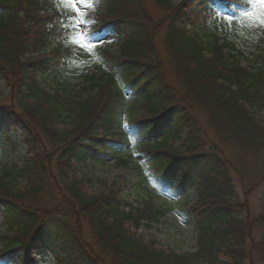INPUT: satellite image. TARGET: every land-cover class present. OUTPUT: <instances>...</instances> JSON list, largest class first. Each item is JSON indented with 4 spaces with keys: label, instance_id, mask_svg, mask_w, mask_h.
Returning <instances> with one entry per match:
<instances>
[{
    "label": "trees",
    "instance_id": "trees-1",
    "mask_svg": "<svg viewBox=\"0 0 264 264\" xmlns=\"http://www.w3.org/2000/svg\"><path fill=\"white\" fill-rule=\"evenodd\" d=\"M152 1L163 17H152L147 0H89L96 21L80 37L62 0H0V74L11 100L0 107V137L14 147L15 130L27 148L21 165L0 161V259L16 253L29 264L42 248L58 264H247L254 244L264 262V202L252 216L233 176L236 156L199 127L205 114L235 153L264 148V25L245 15L261 5L248 0L245 13H217L207 23L172 0ZM238 26L242 40L220 33ZM108 34L122 37L114 55L97 42ZM138 151L137 184H153L150 195L178 202L196 191L188 209L194 252L137 233L169 209L148 199L135 209L116 182L91 196L85 190L84 169L108 159L127 167ZM20 180L29 183L28 196L45 189L53 210L27 203ZM84 221L99 250L80 234Z\"/></svg>",
    "mask_w": 264,
    "mask_h": 264
},
{
    "label": "rangeland",
    "instance_id": "rangeland-1",
    "mask_svg": "<svg viewBox=\"0 0 264 264\" xmlns=\"http://www.w3.org/2000/svg\"><path fill=\"white\" fill-rule=\"evenodd\" d=\"M63 4L61 9H65L70 13H74L77 16V23L74 28L78 29L80 34H85L89 31L92 24L95 23L96 17L94 10L88 3V0H62ZM174 5H182L187 7L192 14L199 16L202 20L207 23L215 16L217 13H225L227 15L239 16L246 12L244 6L248 0H172ZM147 7L151 12L152 17L158 18L164 16V10L157 6L152 0H147ZM79 8V12H77ZM254 19H251V22ZM231 34L225 30H221V35L225 37L234 38L242 40L240 35H244L243 28L238 26L237 28H232ZM233 34L237 35L233 37ZM101 45L109 49L113 55L116 54L119 48L121 37L118 35H106L102 39ZM159 49V47H158ZM163 49L160 53L163 54ZM105 66L112 68V60L110 58L106 59ZM79 81V79H75ZM81 86H75L74 91H79ZM84 96H87L88 92H81ZM10 100V93L8 88L7 80L0 74V107H5L4 103ZM258 116L264 122V107L258 109ZM143 114V112H140ZM205 114L199 117V127L203 133V136L212 144H216L223 148L227 152L228 157L236 156V161L234 162L237 171H233V176L236 178V183L238 184V189L242 193H246L248 200L245 201L248 205L249 211L252 216H256L262 210L264 202V148L261 150L250 149V151L235 153V149L225 143L221 138L220 133L216 131L208 121L205 119ZM4 123L0 120V128H3ZM10 135L13 137V144L8 143L3 137H0V161H7L9 164L18 163L19 165L23 162V156L27 153V148L21 144L19 135L20 133L12 130ZM45 141V140H44ZM16 142V143H15ZM47 143V142H46ZM181 141H176L172 144L173 147H178ZM53 147L49 146L48 151H51ZM225 152V153H226ZM231 156V157H232ZM143 162V153L138 151L134 154V162L130 166H116L112 163V160L108 159L105 163L95 162L91 164L88 168L83 170L82 175L87 177L88 183L85 185V190L88 195L96 194L107 184L116 182L123 190L124 196H126L127 202L133 205L135 209H138L140 200H152L156 205L160 206L165 210L169 209L165 216H161L159 221L147 224L144 222L140 224L141 226L136 227L137 233L145 236L147 240L155 241L159 247L173 248L178 252H194L196 250L197 244V233L196 225L194 219L189 215L188 209L193 205L194 201L197 199L196 191L188 189L185 192V198L176 202L175 197L169 196L167 194H161L152 196L149 191L154 188L151 183H146L145 186L139 187V177L140 172L138 170V165L136 163ZM3 163V162H1ZM28 182L25 180H20L17 186V192L27 195V203H32L33 205H38L40 208L48 209L52 211L51 204L47 203L48 198L45 194V189L37 196H28ZM26 188V189H25ZM54 192V191H53ZM55 197L57 200L60 197L55 192ZM163 197H170L168 200H164ZM207 198L217 199L214 195L208 194ZM35 200V201H33ZM25 201V202H26ZM169 207V208H168ZM81 226V225H79ZM6 226L3 222V217L0 214V233L5 232ZM133 230L135 228L132 227ZM80 234L84 236L89 245L92 248L97 249L99 247L92 230L87 223L84 221L83 226L80 227ZM4 241V239H0ZM246 249L248 252H252L251 257H246L245 262L247 264H264L263 259L259 252L257 251L254 244H249ZM101 249V248H100ZM29 264H58L54 257L48 250L36 249L29 256ZM7 264H20L19 256L13 254L12 258L7 262Z\"/></svg>",
    "mask_w": 264,
    "mask_h": 264
},
{
    "label": "snow or ice",
    "instance_id": "snow-or-ice-1",
    "mask_svg": "<svg viewBox=\"0 0 264 264\" xmlns=\"http://www.w3.org/2000/svg\"><path fill=\"white\" fill-rule=\"evenodd\" d=\"M252 2L257 3L261 5V10L259 13L256 12H249L245 13V15H251V16H258V21L261 25H264V0H252ZM77 12H79V8H77ZM103 40H99L97 42H102Z\"/></svg>",
    "mask_w": 264,
    "mask_h": 264
}]
</instances>
